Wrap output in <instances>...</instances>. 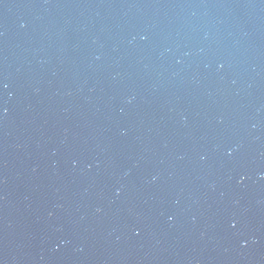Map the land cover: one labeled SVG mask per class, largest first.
<instances>
[{
	"label": "water",
	"instance_id": "obj_1",
	"mask_svg": "<svg viewBox=\"0 0 264 264\" xmlns=\"http://www.w3.org/2000/svg\"><path fill=\"white\" fill-rule=\"evenodd\" d=\"M0 264H264V0H0Z\"/></svg>",
	"mask_w": 264,
	"mask_h": 264
}]
</instances>
